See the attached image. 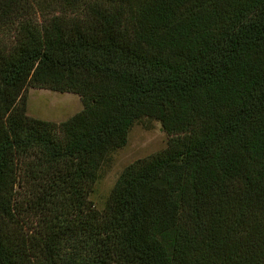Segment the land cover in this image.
<instances>
[{"label":"trees","instance_id":"trees-1","mask_svg":"<svg viewBox=\"0 0 264 264\" xmlns=\"http://www.w3.org/2000/svg\"><path fill=\"white\" fill-rule=\"evenodd\" d=\"M143 119L166 148L98 211ZM0 264H264V0H0Z\"/></svg>","mask_w":264,"mask_h":264},{"label":"rangeland","instance_id":"rangeland-1","mask_svg":"<svg viewBox=\"0 0 264 264\" xmlns=\"http://www.w3.org/2000/svg\"><path fill=\"white\" fill-rule=\"evenodd\" d=\"M82 110L78 96L44 89L27 90V116L53 123H61ZM167 137L157 121L143 119L129 132L127 144L110 155L109 163L101 169L89 199L102 211L122 171L133 162L149 157L166 148Z\"/></svg>","mask_w":264,"mask_h":264}]
</instances>
